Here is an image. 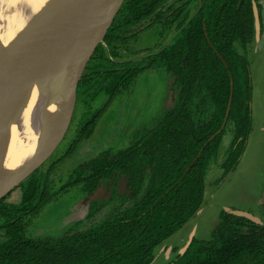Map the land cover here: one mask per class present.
I'll return each instance as SVG.
<instances>
[{
	"label": "trees",
	"instance_id": "obj_1",
	"mask_svg": "<svg viewBox=\"0 0 264 264\" xmlns=\"http://www.w3.org/2000/svg\"><path fill=\"white\" fill-rule=\"evenodd\" d=\"M254 1L259 2L196 0L193 11L188 2L169 17L168 24L177 28L172 40L153 48L155 52L139 64L123 61L114 46L120 61L113 62L104 43L96 47L90 58H99L100 63L95 71L80 75L77 107L90 105L101 92L117 96L149 67L164 68L175 77V103L134 143L79 164L62 187L83 184V191L93 195L108 181L113 199L124 180L125 190L119 195L129 206L100 224L61 238L28 235L25 217L37 214L57 193L49 187L45 163L16 187L21 189L20 202L8 201L9 194L1 199V226L7 238L0 242V264H152L157 248L201 210L206 177L229 123L234 135L218 182L237 168L247 148L253 126V84L250 60L235 43L240 41L247 49L256 38ZM168 2L123 0L106 43L153 17ZM101 113L96 111L82 125L67 152L91 137ZM169 264H264V224L223 209L211 238L194 237Z\"/></svg>",
	"mask_w": 264,
	"mask_h": 264
},
{
	"label": "rangeland",
	"instance_id": "obj_2",
	"mask_svg": "<svg viewBox=\"0 0 264 264\" xmlns=\"http://www.w3.org/2000/svg\"><path fill=\"white\" fill-rule=\"evenodd\" d=\"M188 2L191 3L190 10H195L196 0H169L162 11L113 43L108 44L104 39L105 53L110 55L113 62L120 61L113 53L114 49L121 57H125L123 61L130 60L136 64L145 61L155 52L153 48L160 49L172 40L177 28L168 24L169 17ZM258 4L262 16L260 36L247 49L243 48L240 41L235 43L237 51L250 60L253 84V126L247 148L237 168L218 182L234 135V125L229 123L222 147L206 177L205 201L201 210L157 248L152 264H169L178 253L186 249L193 237L211 238L214 228L220 222L223 209L250 212L264 224V0H259ZM112 46L115 48L112 49ZM99 63V58H90L81 75L87 70L95 71V66ZM176 96L175 77L164 68L149 67L138 74L129 89L117 96L110 97L101 92L90 105L76 106L70 130L45 162L44 172L49 187L57 193L37 214L25 217L28 235L35 238H61L90 229L114 212L129 206L130 202L122 204L119 195L125 190L122 179L118 187L119 194L113 196V199L110 198L111 183L108 181H104L93 195H87L83 191V184L64 190L62 187L79 164L108 149H123L134 143L141 132L153 128L173 106ZM100 109L102 113L96 120L91 137L79 142L72 152H67L70 142L77 136L82 125ZM201 117L208 118L210 115ZM7 198L13 203L20 202L21 189H14ZM2 223L3 219L0 218V242L7 238Z\"/></svg>",
	"mask_w": 264,
	"mask_h": 264
},
{
	"label": "water",
	"instance_id": "obj_3",
	"mask_svg": "<svg viewBox=\"0 0 264 264\" xmlns=\"http://www.w3.org/2000/svg\"><path fill=\"white\" fill-rule=\"evenodd\" d=\"M122 1L90 0L78 11L72 0H40L33 6L28 0L16 2L25 5L27 14L18 15L22 20L10 42L0 39V200L41 167L63 141L76 107L81 72L104 43ZM253 9L258 38L261 17L256 1ZM233 86L232 80V91ZM231 103L232 96L227 116ZM27 107L32 137L30 148L19 152L14 149L17 137L11 134L8 143L4 140L8 128L16 130L23 124ZM226 210L262 224L250 212Z\"/></svg>",
	"mask_w": 264,
	"mask_h": 264
},
{
	"label": "bare ground",
	"instance_id": "obj_4",
	"mask_svg": "<svg viewBox=\"0 0 264 264\" xmlns=\"http://www.w3.org/2000/svg\"><path fill=\"white\" fill-rule=\"evenodd\" d=\"M35 1L40 0H28V2L33 6L35 5ZM90 0H72L73 8L75 11L81 9L85 4H87ZM18 0H0V39L3 43H8L11 40V37L15 34L19 27V23L22 19L18 17L21 13L27 14V9L25 5L17 4ZM26 16V15H25ZM33 99L31 100L32 103ZM29 112V108L25 110V119L23 124L16 128L10 127L8 128L5 136V143H8L11 134L12 136L18 138V141L15 145V150L19 152H25L30 148L29 140L32 137V133L30 132V127L28 123L27 115Z\"/></svg>",
	"mask_w": 264,
	"mask_h": 264
},
{
	"label": "crops",
	"instance_id": "obj_5",
	"mask_svg": "<svg viewBox=\"0 0 264 264\" xmlns=\"http://www.w3.org/2000/svg\"><path fill=\"white\" fill-rule=\"evenodd\" d=\"M259 11H260V9H259ZM260 17H262V16H261V12H260ZM261 30H262V20H261Z\"/></svg>",
	"mask_w": 264,
	"mask_h": 264
}]
</instances>
